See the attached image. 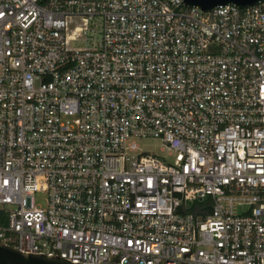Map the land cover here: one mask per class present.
<instances>
[{"label": "built area", "instance_id": "obj_1", "mask_svg": "<svg viewBox=\"0 0 264 264\" xmlns=\"http://www.w3.org/2000/svg\"><path fill=\"white\" fill-rule=\"evenodd\" d=\"M0 244L264 264V3L0 0Z\"/></svg>", "mask_w": 264, "mask_h": 264}, {"label": "water", "instance_id": "obj_2", "mask_svg": "<svg viewBox=\"0 0 264 264\" xmlns=\"http://www.w3.org/2000/svg\"><path fill=\"white\" fill-rule=\"evenodd\" d=\"M188 8H198L209 13L219 6L234 5L240 9L263 4L264 0H183ZM0 264H80L59 258L45 256L44 254H27L3 244H0ZM114 264V263H111ZM183 264V263H181Z\"/></svg>", "mask_w": 264, "mask_h": 264}, {"label": "rangeland", "instance_id": "obj_3", "mask_svg": "<svg viewBox=\"0 0 264 264\" xmlns=\"http://www.w3.org/2000/svg\"><path fill=\"white\" fill-rule=\"evenodd\" d=\"M81 44H73L72 47H81ZM140 146L144 152L151 154H156L158 156L164 157L165 154L161 150V142L159 140L149 138L140 142Z\"/></svg>", "mask_w": 264, "mask_h": 264}]
</instances>
